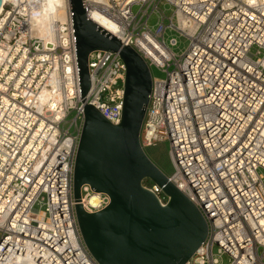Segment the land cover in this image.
<instances>
[{
	"label": "built area",
	"instance_id": "obj_1",
	"mask_svg": "<svg viewBox=\"0 0 264 264\" xmlns=\"http://www.w3.org/2000/svg\"><path fill=\"white\" fill-rule=\"evenodd\" d=\"M43 1L3 0L0 13V264H98L73 197L85 114L70 3L64 21L55 20L52 3L41 35L33 15ZM162 1L174 7L169 25ZM84 8L90 19L93 11L105 16L124 46L167 74L153 79L141 145L170 143L169 178L209 226L187 264H222L224 255L229 264H264V0H84ZM168 29L190 40L181 56L165 41ZM88 69L86 104L119 124L123 60L95 51ZM144 185L168 203L157 185ZM109 203L106 193L81 187L85 211Z\"/></svg>",
	"mask_w": 264,
	"mask_h": 264
},
{
	"label": "water",
	"instance_id": "obj_2",
	"mask_svg": "<svg viewBox=\"0 0 264 264\" xmlns=\"http://www.w3.org/2000/svg\"><path fill=\"white\" fill-rule=\"evenodd\" d=\"M85 121L73 175L78 229L98 264H187L209 234L199 209L155 164L141 145L153 79L142 56L87 15L84 0H69ZM3 0H0V9ZM95 51L118 53L126 66L122 118L109 122L86 104L88 60ZM157 185L168 203L145 187ZM106 193L109 205L95 213L81 205V187Z\"/></svg>",
	"mask_w": 264,
	"mask_h": 264
},
{
	"label": "rangeland",
	"instance_id": "obj_3",
	"mask_svg": "<svg viewBox=\"0 0 264 264\" xmlns=\"http://www.w3.org/2000/svg\"><path fill=\"white\" fill-rule=\"evenodd\" d=\"M160 10L164 13L165 17L167 18L165 20V25H169L170 21L169 19L173 17L174 15V7L171 6L170 4L162 1L159 5ZM140 7L139 6H134L133 7V12L134 14H138ZM149 14H151V17L148 21L149 27L151 28L152 31H156L157 29V23H158V14H152V8L149 9ZM141 14L139 15L138 19H140ZM146 17L143 19L145 21ZM173 21H175V17L173 18ZM172 38H175L177 40V45L172 46L170 43V40ZM165 41L171 48V50L177 55L181 56L189 47L190 40L186 38L185 36L181 35L179 32H177L174 29H168L165 35ZM173 70L172 68L170 71ZM150 72L152 79H166L167 74L163 72L162 70L151 66L150 67ZM75 115L72 114L69 117V121L74 117ZM69 127V124L66 125V128ZM169 150H170V143L165 142L161 143L156 147L152 148H147L145 149L147 155L150 157V159L157 164L168 176L171 175L174 171L173 164L171 162L170 156H169ZM259 173L264 176V170H260ZM1 232H0V238H1ZM221 263L222 264H229V257L224 255L221 258Z\"/></svg>",
	"mask_w": 264,
	"mask_h": 264
},
{
	"label": "bare ground",
	"instance_id": "obj_4",
	"mask_svg": "<svg viewBox=\"0 0 264 264\" xmlns=\"http://www.w3.org/2000/svg\"><path fill=\"white\" fill-rule=\"evenodd\" d=\"M55 2L56 6V13H55V20L64 21L66 17V11L68 8V0H44L39 8V13L33 15V24L36 30L40 31L41 35L45 34V28L47 27V24L49 20L47 19L48 12L52 8V3ZM3 9H0V13ZM91 19L102 29L109 32L110 34L114 36H118L121 38V36L118 34L120 30H118L110 20H108L105 16L97 13L92 12ZM90 203L92 205L97 204V199L93 198L90 200Z\"/></svg>",
	"mask_w": 264,
	"mask_h": 264
},
{
	"label": "trees",
	"instance_id": "obj_5",
	"mask_svg": "<svg viewBox=\"0 0 264 264\" xmlns=\"http://www.w3.org/2000/svg\"><path fill=\"white\" fill-rule=\"evenodd\" d=\"M145 184H149V182H145Z\"/></svg>",
	"mask_w": 264,
	"mask_h": 264
}]
</instances>
